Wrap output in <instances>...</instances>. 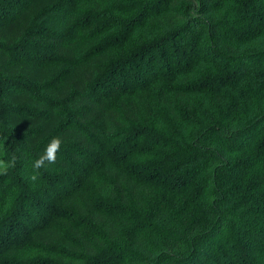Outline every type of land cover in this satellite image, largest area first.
<instances>
[{
	"label": "trees",
	"instance_id": "16d2710c",
	"mask_svg": "<svg viewBox=\"0 0 264 264\" xmlns=\"http://www.w3.org/2000/svg\"><path fill=\"white\" fill-rule=\"evenodd\" d=\"M13 155L0 264H264V0H0Z\"/></svg>",
	"mask_w": 264,
	"mask_h": 264
},
{
	"label": "clouds",
	"instance_id": "9594fccd",
	"mask_svg": "<svg viewBox=\"0 0 264 264\" xmlns=\"http://www.w3.org/2000/svg\"><path fill=\"white\" fill-rule=\"evenodd\" d=\"M62 141L59 138H52L44 148L42 154L32 162L31 173L26 177L30 182H35L39 178V170L45 168L48 164H54L57 159V152L61 148ZM16 157L11 159H0V175H7L8 171L15 166Z\"/></svg>",
	"mask_w": 264,
	"mask_h": 264
}]
</instances>
